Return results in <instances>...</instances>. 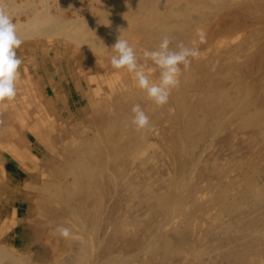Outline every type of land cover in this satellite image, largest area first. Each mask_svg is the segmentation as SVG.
I'll return each mask as SVG.
<instances>
[{"label": "rangeland", "instance_id": "obj_1", "mask_svg": "<svg viewBox=\"0 0 264 264\" xmlns=\"http://www.w3.org/2000/svg\"><path fill=\"white\" fill-rule=\"evenodd\" d=\"M198 1L0 0L14 23L46 9L68 22L59 35L22 37L17 96L0 110V246L15 262L264 264V0ZM178 24L174 42L201 57L157 107L112 68L111 47L128 39L144 63ZM147 70L158 82L150 60ZM135 104L150 129L131 124ZM75 156L92 172L67 163ZM83 220L98 225L92 254L78 247Z\"/></svg>", "mask_w": 264, "mask_h": 264}, {"label": "clouds", "instance_id": "obj_2", "mask_svg": "<svg viewBox=\"0 0 264 264\" xmlns=\"http://www.w3.org/2000/svg\"><path fill=\"white\" fill-rule=\"evenodd\" d=\"M196 35L199 42L203 43L204 30L197 29ZM22 43L24 40L19 35L9 11L0 5V110L4 109L5 102H11L17 96L16 85L21 75L19 69L22 60L17 56L16 49ZM111 49L114 52L110 57L112 68L132 74L136 87L146 91L149 100L157 107L169 103L173 91L181 85L183 72L189 69L193 60L201 57L198 45L190 47L183 41L174 42V38L168 35L162 38L157 49L143 51L144 63L138 62L133 46L128 39L121 36ZM149 60L159 72L158 82L150 79L152 73L147 70ZM131 113V124L136 131L150 129V117L140 104L133 105ZM56 232L63 238L72 235L71 229L62 225L56 228Z\"/></svg>", "mask_w": 264, "mask_h": 264}, {"label": "bare ground", "instance_id": "obj_3", "mask_svg": "<svg viewBox=\"0 0 264 264\" xmlns=\"http://www.w3.org/2000/svg\"><path fill=\"white\" fill-rule=\"evenodd\" d=\"M42 1V0H41ZM72 2V1H71ZM198 2H200V0L198 1ZM148 4V3H147ZM153 4H154V2H151V6H153ZM175 4H176V2H175ZM179 4V3H178ZM27 6V5H26ZM151 6H150V8H151ZM176 7V6H175ZM222 7V6H221ZM44 8V7H43ZM45 8H47V7H45ZM219 8V7H218ZM37 9V8H36ZM47 10V9H46ZM46 10L44 11V13L43 12H41V13H43V16L42 17H40V15H39V17L41 18V19H37V17H28V19L27 18H25V19H27V20H25L24 22H20L21 21V19H20V21H17V23H15L16 25H17V29H18V33H19V35L21 36V37H29V36H31L30 34H32L33 32H37V33H40V34H47V35H51V34H56V35H59V33H62L63 32V24L64 25H66V24H68V22H63V23H61V22H59L57 19H55V18H53V17H51V16H49V15H47V12H46ZM81 10V9H80ZM30 11V10H29ZM39 11V10H38ZM38 11H37V13H38ZM35 12V11H34ZM34 12H32V14H34ZM169 14H170V12H168ZM39 14V13H38ZM30 15H31V13H30ZM165 15V14H164ZM171 15V14H170ZM32 16V15H31ZM74 16V15H73ZM158 16V15H157ZM160 16V15H159ZM172 16V15H171ZM72 17V16H71ZM158 19V18H157ZM19 20V19H18ZM172 21V20H171ZM175 21V20H174ZM79 23V20L78 21H76V22H74V26L66 33L67 35H70V36H68V37H70L69 39H73V36H77V37H79L78 35H77V33H76V30H75V26H78L79 28H80V24H78ZM94 23V22H93ZM157 23V22H156ZM163 23V22H162ZM175 24V23H174ZM155 25V24H154ZM103 26V25H102ZM158 26V25H157ZM202 26V25H201ZM83 27V26H82ZM65 28H67V27H65ZM89 28H93L94 30L93 31H95L96 33L98 32L97 31V28H99L98 26L96 27V24H92L91 23V27H89ZM180 28H181V24H178V25H176L175 26V29L174 30H172V29H166V30H164V31H162V33H161V38H163L165 35H168V36H170V37H173V36H176L177 35V33H178V31H180ZM86 29H88V28H86ZM204 29V28H203ZM85 30V29H84ZM83 30V31H84ZM154 30H156V29H154ZM78 31H79V29H78ZM90 31V30H89ZM85 32V31H84ZM102 32V31H101ZM104 32H107V31H104ZM64 33V32H63ZM71 33H73V34H75V35H72L71 36ZM81 33V32H80ZM91 34H92V32H90ZM155 33H158V32H156L155 31ZM160 33V32H159ZM98 38H99V40H101L102 41V43L103 44H105V41L107 42V40H106V38H107V35H106V33L105 34H102V33H100V32H98ZM80 36H82V35H80ZM65 37H67V36H65ZM84 37V36H83ZM160 38V39H161ZM178 38V37H177ZM77 39V38H76ZM104 39H105V41H104ZM79 41H81V40H79ZM77 44H78V42H77ZM85 44V43H84ZM85 46H87V47H90V45H89V43L88 42H86V44H85ZM84 48H86V47H84ZM101 48V47H100ZM91 49L92 50H95L93 47H91ZM97 50V49H96ZM232 63V62H231ZM259 64V63H258ZM255 93V92H254ZM127 129V128H126ZM123 132V131H122ZM226 134V133H225ZM179 139V138H178ZM236 145V144H235ZM97 148V147H96ZM70 152V151H69ZM74 153V152H73ZM139 155V154H138ZM75 159H73V160H71L72 158H70V160H68V164H75L77 167H79V168H85V170H90L91 172H92V169H93V167H92V163H90V162H84V163H79V162H77V158H76V156L74 157ZM78 158H79V156H78ZM102 163V162H101ZM83 164V165H82ZM102 165H103V163H102ZM69 168V167H68ZM71 169V168H70ZM233 171V170H232ZM72 172V171H71ZM74 175V174H73ZM85 176H87V177H90V173L89 172H86L85 173ZM54 178V177H53ZM76 180V179H75ZM72 181V180H71ZM57 183V182H56ZM51 184V183H50ZM150 184V183H149ZM54 185V184H53ZM56 186V185H55ZM57 186H58V184H57ZM61 187V186H60ZM70 187V186H69ZM143 187V186H142ZM172 187V186H171ZM65 188V187H64ZM181 189V188H180ZM179 189V190H180ZM152 191V190H151ZM173 191V190H172ZM181 191V190H180ZM154 196V195H153ZM166 196V195H165ZM175 196V195H174ZM158 197V196H157ZM156 197V198H157ZM71 198V197H70ZM172 198V197H171ZM177 198H179V197H177ZM130 201V200H129ZM62 202H67V198L65 197V198H63V201ZM65 204H67V203H65ZM104 209H105V207H103ZM70 211H72V210H70ZM103 211V210H102ZM73 214V213H72ZM71 214V215H72ZM132 214V213H131ZM75 215V214H74ZM73 215V216H74ZM85 216V215H84ZM107 217V216H106ZM75 218V217H74ZM112 218H113V216H112ZM100 219V218H99ZM208 219V218H207ZM96 220V219H95ZM75 221V220H74ZM92 221V220H91ZM90 222V220L87 222V224ZM108 222V221H107ZM106 222V223H107ZM70 223V222H69ZM87 224H85V220H83V222L81 223V227H82V231L81 232H86V234H83V233H81L80 231V238L79 239H77V242H78V244H79V246L78 247H83V249L86 247L87 249L89 248V254H92V252L95 250L94 248H93V246L91 247V246H89L88 244V235H93L94 234V232L96 231V229H97V224H90L89 226L87 225ZM87 225V226H86ZM101 225V224H100ZM107 225V224H106ZM167 225V224H166ZM110 226V225H109ZM122 226V225H121ZM166 227V226H165ZM187 227V226H186ZM107 228H112V227H106L105 229H107ZM122 229H123V227H122ZM97 230H99V229H97ZM124 230H125V228H124ZM143 230V229H142ZM117 231H119V230H117ZM192 231V230H191ZM235 231H236V229H235ZM107 232V231H106ZM114 232H116V230H114ZM89 233H91V234H89ZM103 233H105V232H103ZM102 233V234H103ZM123 233V232H122ZM121 232H120V235L123 237V234H122ZM214 233H218V235L220 236V235H222L224 232L223 231H214ZM12 234V233H11ZM101 234V235H102ZM78 236V235H77ZM99 237H101V236H99ZM78 238V237H77ZM117 238V237H116ZM124 238V237H123ZM193 238V237H192ZM121 239V238H120ZM125 239V238H124ZM105 240V239H104ZM148 240V239H147ZM97 242V241H96ZM18 243V242H17ZM92 242H90V244H91ZM96 244V243H95ZM149 245H150V243H148ZM152 244V243H151ZM98 245V244H97ZM103 246V245H102ZM147 246V245H146ZM9 247H11V246H9ZM95 247V246H94ZM112 247V246H111ZM97 248V247H96ZM104 248V247H103ZM8 248H4V247H2V246H0V258H5L6 259V261L8 262V264H22L23 263V261L21 262V261H17V262H15L13 259V256H12V253H11V251L10 250H7ZM110 249V248H109ZM132 249V248H131ZM141 250V249H140ZM143 250V249H142ZM78 251V250H77ZM112 251H114V250H112ZM187 251V250H186ZM81 252V251H80ZM85 252V251H84ZM107 252H108V249H107ZM116 252V251H115ZM132 252V251H131ZM80 254V253H79ZM101 254V253H100ZM135 254V253H134ZM84 255V254H83ZM132 255V254H131ZM71 256V255H70ZM72 257H74L71 261H68V260H65V263H66V261H68V263H66V264H83L82 263V261H81V259H80V257L79 256H77V255H75V256H72ZM110 256H108V258H109ZM131 257V256H130ZM96 258V257H95ZM106 258V257H105ZM101 259V258H100ZM43 261V260H42ZM99 261V260H98ZM101 261V260H100ZM118 261V260H117ZM120 261V260H119ZM118 261V262H119ZM112 262V261H111ZM108 263V259H106V260H104V261H101L99 264H107ZM88 264H90V263H88ZM93 264V263H92ZM113 264V263H112Z\"/></svg>", "mask_w": 264, "mask_h": 264}]
</instances>
